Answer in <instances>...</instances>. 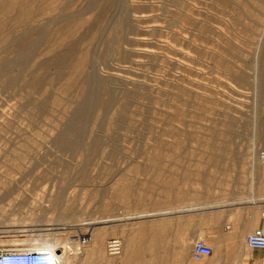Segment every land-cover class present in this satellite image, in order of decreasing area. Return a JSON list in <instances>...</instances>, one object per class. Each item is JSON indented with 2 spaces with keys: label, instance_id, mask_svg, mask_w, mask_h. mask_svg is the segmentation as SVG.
I'll use <instances>...</instances> for the list:
<instances>
[{
  "label": "rangeland",
  "instance_id": "374dc122",
  "mask_svg": "<svg viewBox=\"0 0 264 264\" xmlns=\"http://www.w3.org/2000/svg\"><path fill=\"white\" fill-rule=\"evenodd\" d=\"M261 150L264 0H0V248L70 239L75 218L110 227L82 264H114L105 242L128 234L127 264H201L187 244L191 261L157 256L221 208L158 241L157 220L179 197L264 193Z\"/></svg>",
  "mask_w": 264,
  "mask_h": 264
},
{
  "label": "crops",
  "instance_id": "0c3cea01",
  "mask_svg": "<svg viewBox=\"0 0 264 264\" xmlns=\"http://www.w3.org/2000/svg\"><path fill=\"white\" fill-rule=\"evenodd\" d=\"M245 200L225 199L222 203L216 204L214 202H218V199L207 202L205 200L199 201V199L195 198L179 197L175 201H170V205L167 207L170 213L162 214V220H157L156 241L159 238L158 229L161 228L162 231L166 226L165 223L177 218V215L189 216L192 213H197L200 216L203 214L204 220L207 221L210 217L214 219L212 215L217 213L214 209L221 208L218 211L219 223L208 230L210 237H203V228L195 226L194 231L188 235L189 240H192L191 244L181 239L177 240L173 247V252L161 254L160 258L157 256V260L162 262L191 261L189 255L188 258H185L184 254L176 252V246L187 244L188 246L191 245L192 249V245L196 241L202 240L211 248L212 253L202 260L204 262L201 264H264V250H251L245 245L246 237L256 228L264 230V218H261L264 209L261 212L258 210L260 205L264 206V193L253 194L250 191ZM183 224L181 223L180 228L175 227L181 233L180 237L184 236L185 225ZM217 246L221 248L219 253ZM232 246H235V249ZM187 264L195 263L189 262Z\"/></svg>",
  "mask_w": 264,
  "mask_h": 264
},
{
  "label": "bare ground",
  "instance_id": "6f19581e",
  "mask_svg": "<svg viewBox=\"0 0 264 264\" xmlns=\"http://www.w3.org/2000/svg\"><path fill=\"white\" fill-rule=\"evenodd\" d=\"M259 152H258V160H256L255 157L253 156L254 162H253L252 167H253V171L258 170L259 172L262 173L264 171V162L261 161V159L259 157ZM255 185L256 184L252 185L253 194L259 193L258 190L260 189L259 185L258 186L257 185L255 186ZM256 195H259V194H256ZM257 199H258V197H257ZM68 218H70V217H68ZM75 222H77V219L70 218L68 223L76 224L75 228H74V226H71V224H70V226H69V224H62V228H59V229L64 230V231L66 230L65 232H67V230L71 231V229L73 228V230L75 232H82L83 231L82 227H80V225H82V224L81 223L77 224ZM102 222H104V221H102ZM65 223H67V222H65ZM56 227H58V226H56ZM109 228L110 227H107L105 224L103 226H99V227H96V225H91L90 231H89L91 233V236H92V240H91V243L89 245V247L91 246L90 247L91 249L86 250L87 248H89V247H87L80 253L76 252L75 246L71 245L69 238L59 240V239H56L55 234H50L52 239L41 240L38 242V244L36 246H33L29 249L33 250V251L50 252L53 256L54 264H82V263L87 262L88 260L89 261L95 260V258L100 257V255L103 253L102 252V250H103L102 249V242L104 240V234L107 232V230L109 231ZM54 230H56V229H54ZM60 233L63 234L64 232H60ZM72 233H74V232H72ZM65 235H67V234L65 233ZM134 244L135 243L132 241V239L130 240L129 234H128V236H126L124 238V240L122 241V252L120 254L121 256L119 255L118 257H112V258L117 259V261L114 262V264H127L129 261H131L135 255Z\"/></svg>",
  "mask_w": 264,
  "mask_h": 264
},
{
  "label": "built area",
  "instance_id": "2783aa9c",
  "mask_svg": "<svg viewBox=\"0 0 264 264\" xmlns=\"http://www.w3.org/2000/svg\"><path fill=\"white\" fill-rule=\"evenodd\" d=\"M261 161L264 162V150L259 152ZM264 218V213L261 214ZM92 240L91 233L76 232L70 236L71 245L80 253L89 247ZM245 245L251 250H264V230L256 228L245 239ZM105 252L109 257H118L122 252L120 238H109L105 242ZM212 253L211 248L202 240L192 245L191 257L195 261H202ZM0 264H54L53 256L47 251H33L30 249L0 248Z\"/></svg>",
  "mask_w": 264,
  "mask_h": 264
}]
</instances>
